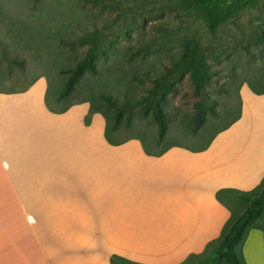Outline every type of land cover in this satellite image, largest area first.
<instances>
[{"label": "crops", "instance_id": "crops-1", "mask_svg": "<svg viewBox=\"0 0 264 264\" xmlns=\"http://www.w3.org/2000/svg\"><path fill=\"white\" fill-rule=\"evenodd\" d=\"M252 96L255 109L244 103L205 149L153 156L133 138L114 156L104 117L85 123L88 102L57 113L38 85L0 90V264H111V254L179 264L203 252L230 217L216 191H250L264 178V93ZM69 182L88 189V204H67ZM242 253L264 264L261 229Z\"/></svg>", "mask_w": 264, "mask_h": 264}, {"label": "rangeland", "instance_id": "rangeland-1", "mask_svg": "<svg viewBox=\"0 0 264 264\" xmlns=\"http://www.w3.org/2000/svg\"><path fill=\"white\" fill-rule=\"evenodd\" d=\"M93 28L119 42L121 60L117 68L114 55L109 61L117 79L100 71L89 80L96 90L109 89L117 96L139 95L144 86L150 85L149 81L142 84L129 78L132 64L138 65V72L143 71L140 67L145 61L141 56L148 45L153 69L169 64L166 57L155 54H176L178 41L185 36L196 35L206 53L216 56L209 60L216 75L206 92L216 98L218 116L208 113L209 123L198 135L192 134L191 125L177 118L157 148L171 142L200 147L216 128L232 119L239 107L241 112L244 103H250V111L255 109L253 92L242 87L248 86L246 80L260 78L264 73V0L233 15L214 35L200 17L187 13L176 0H0V90L26 91L38 85L50 104L60 108L63 103L53 102L65 79L60 70L72 66L82 54L84 46L75 40L76 36ZM136 51V57L130 60ZM178 87L176 94L168 96L167 109L173 118L190 116L199 99L187 77ZM75 98L74 95L72 99ZM124 149L125 145L120 144L109 148V152L121 156ZM66 192L67 204H88L84 199L88 189L84 186L74 189L73 182H69ZM110 247L119 250L120 243L115 241ZM87 249L88 246L82 251Z\"/></svg>", "mask_w": 264, "mask_h": 264}, {"label": "trees", "instance_id": "trees-1", "mask_svg": "<svg viewBox=\"0 0 264 264\" xmlns=\"http://www.w3.org/2000/svg\"><path fill=\"white\" fill-rule=\"evenodd\" d=\"M176 1L187 13L200 17L208 31L214 35L233 15L261 0ZM75 40L84 46L82 54L72 66L60 70L65 79L56 90L53 99L55 105L60 103L64 105L55 108L46 95L45 103L50 111L61 113L73 104L88 102L89 110L85 116V123L90 122L93 113L102 114L105 120L104 137L109 144L120 145L134 138L140 141L146 154L159 156L172 146L189 148L177 142L157 148L166 139L171 123L177 118L180 117L179 119H183L187 125H191L192 134L198 135L209 123L208 113L213 117L218 116L215 112L216 98L206 92L213 76L216 75V70L212 68L209 60L216 59V56L206 53L196 35L180 38L178 41L180 48L176 54L160 51L155 54L169 60V64L162 66L161 69H153V58L148 53V45L141 56L145 61L140 67L143 71L138 72V65L134 63L129 78L142 84L149 81L150 85L144 86V92L139 95L126 93L123 96H117L109 89L96 90L95 84L89 80L100 71H107L108 77L118 78L109 61L114 55L112 59L117 61L115 65L118 67V60H121L118 55L119 42L113 37H105L97 28L83 31ZM137 53L138 51L131 54L129 59L135 58ZM184 77L189 79L194 94L199 96V99L194 102L193 113L188 115L189 117L184 114L173 118L167 109L168 96L179 91L178 84ZM246 82L254 93H264V73L260 78L249 79ZM74 95L76 98L72 99ZM239 117L240 107L230 121L216 128L202 146L194 149H205L217 133ZM216 198L230 211L229 219L223 225L220 235L208 242L203 252L190 253L179 264H247L243 258L242 248L249 231L252 228L261 229L264 237V178L250 191L219 189L216 191ZM109 261L111 264H142L116 254H111Z\"/></svg>", "mask_w": 264, "mask_h": 264}]
</instances>
